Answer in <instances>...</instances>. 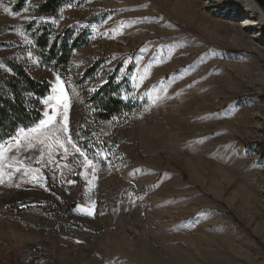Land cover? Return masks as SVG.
I'll use <instances>...</instances> for the list:
<instances>
[{"label": "rangeland", "instance_id": "rangeland-1", "mask_svg": "<svg viewBox=\"0 0 264 264\" xmlns=\"http://www.w3.org/2000/svg\"><path fill=\"white\" fill-rule=\"evenodd\" d=\"M39 1L21 11L0 1V58L50 82L41 120L56 109L46 144L40 136L4 153L0 264H264V25L240 27L245 0H77L51 20L57 31H89L72 58L80 74L101 61L87 88L121 65L123 97L138 105L126 121L101 125L115 146L95 153L77 140L81 88L35 54L27 26ZM57 76L69 96L67 133L57 132L63 108L43 103L59 95ZM55 136L71 137L67 153ZM44 243L54 251L19 262Z\"/></svg>", "mask_w": 264, "mask_h": 264}, {"label": "trees", "instance_id": "trees-1", "mask_svg": "<svg viewBox=\"0 0 264 264\" xmlns=\"http://www.w3.org/2000/svg\"><path fill=\"white\" fill-rule=\"evenodd\" d=\"M3 1V0H0ZM29 0H15L13 9L23 10ZM77 0H40L33 7V20L27 30L33 39L35 54L41 64L53 69L65 80H72L81 88V104L77 124V140L80 146L88 152L95 153L110 146L107 138L102 135L101 125L110 121H126L136 110L137 103L123 97L124 90H130L126 76L120 77L121 65H117L108 75L106 81L89 89L84 84L96 73L101 61H96L83 74L76 71L72 58L76 50L89 43L87 29L76 32L69 27L57 31L52 19L59 18L61 12L69 6H74ZM90 16L88 22L95 23L104 20ZM103 61V60H102ZM0 65L8 72L0 70V143L14 137L20 129H30L43 117L41 101L51 90V84L46 80H38L29 72L27 65L15 57L0 58ZM132 65L128 67V71ZM71 209V207L69 208ZM53 246L44 243L41 246L29 244L19 255V262L24 263L40 253H52Z\"/></svg>", "mask_w": 264, "mask_h": 264}, {"label": "snow or ice", "instance_id": "snow-or-ice-1", "mask_svg": "<svg viewBox=\"0 0 264 264\" xmlns=\"http://www.w3.org/2000/svg\"><path fill=\"white\" fill-rule=\"evenodd\" d=\"M56 85L54 87V92L58 90L59 95L58 96H50L47 99L43 101L44 104L48 105L49 107H52L51 101L55 100L56 101V106L57 107H62L63 108V117H64V123L61 125L59 129H57V132H68V109H69V96L64 88L63 81L60 79L59 76L56 77ZM45 116L47 119L41 120L40 124L36 128H32L29 130H24L20 129L17 132V135L14 137H11L12 143H10L7 147L4 145H0V183L3 182V160H4V153L7 152H12L14 148H19L24 145V142L27 141V147L31 148L34 147L35 145L33 144V140L39 139L40 136H44V139H40L39 143L40 144H46V142L49 140V136L44 135L45 132L50 133L53 128L56 127V109L53 108L52 114H49L48 112H45ZM53 142L55 144H58L59 147L63 148L65 153H67V148L65 147V143H72L71 137L68 136L66 141H61L59 136L52 137ZM47 147L51 148L52 145L48 144ZM73 148L75 149L76 152H78L82 157H84V167H91L93 173L96 171V165L93 164L92 160L88 159L86 154L81 151L78 147H76L75 144H73ZM7 167L12 168L13 165L9 164ZM16 171H20V168H16ZM28 171H38L37 170H28ZM34 180L36 179L35 176L32 177ZM94 207V206H93ZM88 215H92L93 211H90L88 209H85Z\"/></svg>", "mask_w": 264, "mask_h": 264}, {"label": "bare ground", "instance_id": "bare-ground-1", "mask_svg": "<svg viewBox=\"0 0 264 264\" xmlns=\"http://www.w3.org/2000/svg\"><path fill=\"white\" fill-rule=\"evenodd\" d=\"M245 10L246 13L248 11L250 14L245 15L244 18L241 19V28L249 29L252 25L255 28H260L261 25H264V8L260 7L255 0H245ZM251 14H253L254 17ZM255 15L259 16V18L255 19Z\"/></svg>", "mask_w": 264, "mask_h": 264}, {"label": "water", "instance_id": "water-1", "mask_svg": "<svg viewBox=\"0 0 264 264\" xmlns=\"http://www.w3.org/2000/svg\"><path fill=\"white\" fill-rule=\"evenodd\" d=\"M255 1L258 3L260 7L264 8V0H255Z\"/></svg>", "mask_w": 264, "mask_h": 264}]
</instances>
